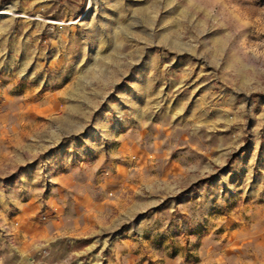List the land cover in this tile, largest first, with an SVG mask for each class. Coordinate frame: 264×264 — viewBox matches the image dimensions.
I'll list each match as a JSON object with an SVG mask.
<instances>
[{
    "label": "rangeland",
    "instance_id": "1",
    "mask_svg": "<svg viewBox=\"0 0 264 264\" xmlns=\"http://www.w3.org/2000/svg\"><path fill=\"white\" fill-rule=\"evenodd\" d=\"M0 264H264V0H0Z\"/></svg>",
    "mask_w": 264,
    "mask_h": 264
},
{
    "label": "bare ground",
    "instance_id": "2",
    "mask_svg": "<svg viewBox=\"0 0 264 264\" xmlns=\"http://www.w3.org/2000/svg\"><path fill=\"white\" fill-rule=\"evenodd\" d=\"M9 10H5V11H2L1 13H0V15H11L10 14V12H8Z\"/></svg>",
    "mask_w": 264,
    "mask_h": 264
}]
</instances>
